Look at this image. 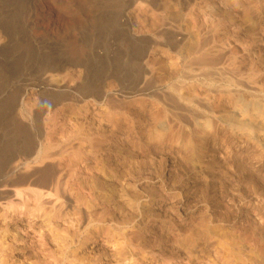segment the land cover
<instances>
[{
	"label": "rangeland",
	"instance_id": "obj_1",
	"mask_svg": "<svg viewBox=\"0 0 264 264\" xmlns=\"http://www.w3.org/2000/svg\"><path fill=\"white\" fill-rule=\"evenodd\" d=\"M263 108L264 0H0V212L29 200L33 251L54 247L31 230L28 196L55 202L41 174L69 158L58 228L102 227L77 223L79 199L113 226L132 194L143 236L174 264H190V247L196 264L261 263Z\"/></svg>",
	"mask_w": 264,
	"mask_h": 264
},
{
	"label": "bare ground",
	"instance_id": "obj_2",
	"mask_svg": "<svg viewBox=\"0 0 264 264\" xmlns=\"http://www.w3.org/2000/svg\"><path fill=\"white\" fill-rule=\"evenodd\" d=\"M257 110H259L260 112V109H258V107ZM239 113L242 115L241 110ZM238 124H240L241 127L249 126L248 122L243 120L242 118L241 120H238ZM38 158L41 161H45L49 159H51V161L57 160L54 157L49 156V154H42ZM65 159L68 164L67 163L64 164L63 167L61 168V171H59L58 173L56 170L50 168V169H45V172L43 171V174H41V177L45 181H50L49 184L53 186V189L55 190L54 192L56 193L55 194L56 198L55 199L53 198L55 202H53L52 199L43 198L40 193H34V194L30 193L31 195L28 196L34 202L33 206L31 207V213L37 215L38 216L37 221H40L39 223L40 226H37L38 225L36 224L37 222H32L30 224V228L31 230H35L36 227H41L40 229L42 231L45 228L44 230L45 233L44 232L42 233V231L38 229V231L41 232L40 236L42 235L43 236L42 238H44L43 240L45 244L44 247L47 246L49 248L52 247L53 245L54 248H52L48 253H46V251H44L45 253H43V249H41L42 251L40 252L39 248H38L39 252L38 249L33 251L32 247L35 245L34 240L28 243V241H26V239L23 237L21 230L23 228V226L21 225L22 224L21 222L23 221L22 219H24L23 217L27 216V212L25 211V206L29 200L26 199V201L25 200L23 201L18 198L19 201L16 203L10 200L6 202L5 209L3 210V212L2 211L0 212V230H2L1 232L2 235L0 237V264H174L175 263L174 257L173 259L171 258L170 255L161 256L157 254L154 251L153 247H151L152 244L148 242L145 236H143V233L141 231L142 230L141 220L145 218L147 213L143 210L137 209L132 194L131 195L126 194V196H128L127 198L129 199V203H130V205H128L129 213L127 215V218L124 217V219H122L119 223L113 226L108 224L109 220L105 215H101V217H98L96 213H93V211H91L92 205L90 203L79 199L75 205V210L77 211L76 213L77 223H83L85 220L88 219V222L91 223L95 221L102 222V227L100 229L98 228L96 233H94L93 231H91V229L88 228H85L84 230L77 229L75 233L74 232L70 233L69 230L58 228L60 226H58L57 223L62 218L61 211L63 209V205L64 206L68 205L70 199L68 195L69 191L68 189H63L64 187H62V182L65 177L70 178L73 176L72 168L73 165L76 164L75 160L69 158H64L62 159L63 161L62 160L60 161L58 159L59 160L58 162L62 163L64 162ZM80 160L83 162L85 161V158H82ZM111 183L114 185L115 188L117 182L111 180ZM96 185L98 184L93 183L91 186V190L96 189ZM9 190L10 189L6 191L7 194L10 192ZM100 191H102L101 197L104 201H107V198L118 199L116 193L113 192L110 189V187H106V188L100 187ZM62 192H64V196H61L63 200L61 201V199L59 198L60 199L59 201L58 196L60 195V193L62 194ZM21 193L22 192L19 191L18 197H21L23 195ZM9 196L10 195H8V198ZM56 201L59 202L56 203ZM81 201L82 204L85 206V209L83 208L82 205L78 203ZM23 208L24 211H22ZM127 223L128 225H130L128 230L124 229L125 225H123ZM177 235L175 238V242L177 247L181 251L182 247L187 246L185 244L188 241V237L186 236L177 237ZM99 239L103 240L104 247L95 249L94 245ZM194 241H196L195 236H193L192 242ZM190 248L191 250L188 251L189 259H190L189 262L190 264H196L198 262V259L195 257L197 249L196 247H190ZM263 261L261 263H263Z\"/></svg>",
	"mask_w": 264,
	"mask_h": 264
}]
</instances>
